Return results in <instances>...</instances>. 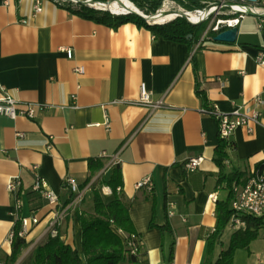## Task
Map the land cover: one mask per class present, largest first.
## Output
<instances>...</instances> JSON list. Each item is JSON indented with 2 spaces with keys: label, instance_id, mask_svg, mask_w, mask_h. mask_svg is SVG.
<instances>
[{
  "label": "crops",
  "instance_id": "crops-1",
  "mask_svg": "<svg viewBox=\"0 0 264 264\" xmlns=\"http://www.w3.org/2000/svg\"><path fill=\"white\" fill-rule=\"evenodd\" d=\"M34 2L0 0V82L21 107L32 103L35 109L34 118L0 115V264L9 261L10 235L21 217L39 222L25 235L29 246L15 264H33L57 213L64 214L56 226L59 235L79 246L76 213L94 212L93 189L111 178L115 164L121 165L122 196L142 240L140 262L120 264H164L159 226L167 223L175 239L169 264H204L217 222L216 201L225 191L215 162L218 122L203 111L196 94L194 60L210 108L249 113L264 88V65L256 61L264 49V17L247 14L234 43L206 39L198 45L201 36L190 50L132 22L112 27L82 17L56 0H43L42 11L34 14ZM258 7L264 10V0ZM142 83L162 106L139 102ZM107 117L110 127L102 124ZM229 141L226 172L250 174L264 160V107L252 133L238 127ZM195 156H203V163L186 169L184 163ZM90 157L105 166L83 186ZM69 177L85 197L64 206ZM145 177L153 187L137 188ZM38 178L58 193L57 206L33 189ZM12 179L20 181L16 193L8 187ZM154 205L157 226L151 227ZM233 231L227 228L224 248ZM234 264H264L263 232L250 249H236Z\"/></svg>",
  "mask_w": 264,
  "mask_h": 264
},
{
  "label": "trees",
  "instance_id": "trees-1",
  "mask_svg": "<svg viewBox=\"0 0 264 264\" xmlns=\"http://www.w3.org/2000/svg\"><path fill=\"white\" fill-rule=\"evenodd\" d=\"M107 1V0H96ZM146 14H155L164 0H131ZM182 6L194 9L203 5L195 0H181ZM74 13L82 17L104 23L112 27H118L125 23H135L138 26L146 27L155 35L165 39L187 44L190 50L203 35L206 23L191 25L184 17L178 16L165 23L148 22L144 17L135 14H116L110 9H98L83 3L64 1L60 3ZM213 37L214 32L210 33ZM194 60V58H193ZM194 71L196 74V94L201 99L205 108L209 109L206 89L202 87L197 64L194 60ZM233 144L219 135V143L215 150V162L220 170L218 183L224 189L225 195L216 201L217 222L214 231L208 237V246L204 264H234V253L238 248L250 249V243L255 240L261 232L264 235V216L257 217L251 214H244L246 226L233 231L230 244L224 248L223 237L228 228L229 221L233 214L231 200L234 197L233 183L247 178V173L239 169L226 172L225 161L231 157ZM89 174L83 183L88 184L92 178L104 168L105 162L99 158L90 157L88 161ZM256 170H264V160L258 162ZM103 185H109L112 195L107 196L102 191ZM65 187L67 184L65 183ZM123 175L120 164L112 167L111 178L108 181L102 179L100 187L93 189L94 212L77 211L76 217L80 224V245L68 243L61 236L49 235L37 247L34 254L33 264H120L124 260L130 263L140 262V255L129 253L127 241L119 233V230L129 235L139 237L129 214L128 204L122 196ZM69 189V188H68ZM69 197L64 201L66 206L75 199L74 193L69 189ZM34 192L30 191V201L33 204ZM155 205L150 222L155 227L156 222ZM162 232V251H164L165 263L169 264L174 260L175 239L172 238L173 231L167 223L159 226ZM15 235L12 241V253L9 261L5 264H15L23 250L29 246L25 237L19 235L21 222L15 225ZM171 238V240H169ZM141 239V238H140ZM169 240V244L165 242Z\"/></svg>",
  "mask_w": 264,
  "mask_h": 264
},
{
  "label": "built area",
  "instance_id": "built-area-1",
  "mask_svg": "<svg viewBox=\"0 0 264 264\" xmlns=\"http://www.w3.org/2000/svg\"><path fill=\"white\" fill-rule=\"evenodd\" d=\"M59 3L64 1L75 2L77 0H56ZM89 3V0H81ZM114 1L112 0L109 4L105 3H89L96 7H109ZM131 1V0H130ZM181 0H164L163 4L157 10L155 14H146L144 11L137 8L134 9L140 12L143 17L148 22L159 23L155 20V16L163 15L165 13L176 11L177 16L186 18V20L191 25H198L201 23H206V29L202 35L201 40L198 45L205 43L207 40H213L214 37L210 34L214 32L215 34L227 30L232 27H238L241 20L249 14V12L254 13H264L258 4L263 0H195L201 3L202 7H197L194 9H189L182 6ZM187 1V0H184ZM134 3V2H133ZM135 4V3H134ZM136 5V4H135ZM43 9V0H35L33 5L34 14L41 12ZM111 11L116 14H127L126 12L114 11L110 7ZM197 16L196 20H192L191 16ZM171 19V20H173ZM167 20V21H171ZM167 21L161 22L165 23ZM68 57H72L73 51L71 49L67 50ZM256 61L259 65H264V49H260ZM83 72V68L79 67L77 69ZM75 97V96H74ZM139 102L151 105L153 108H157L163 105L162 100L153 101L152 92L147 88L145 83L141 84ZM253 108L249 113H245L240 109L234 110L231 114L220 113L214 106L209 109H204V112L212 114L218 122V132L219 135L228 140L230 139L233 132L238 127H246L249 132H253L254 125L261 122L262 108L264 107V88L261 93L252 99ZM0 115H6L11 119H16L18 116H26L28 118L35 117L34 105L28 103L26 107H21L19 101L14 98L8 90L0 82ZM101 123H97L100 125ZM105 126L110 127V120L107 117L104 123ZM203 156L190 157L185 163V167L188 170H194L198 168L203 163ZM67 187L75 194L74 202L81 201L84 196V191L80 189L78 183L72 177L66 180ZM20 186V181L18 179H12L8 187L14 193L18 192ZM137 188L147 186L149 189L153 187V181L151 177H145L138 181L136 184ZM234 197L231 200V209H233V214L228 224V228L236 230L246 226V220L242 218L244 214H251L257 217L264 216V170L259 171L253 169L246 179L239 182H234L233 185ZM33 189L39 191L41 195L47 199L48 203L57 206L59 204L60 197L58 193L54 192L49 186L45 179H36ZM103 192L106 195L112 194V189L109 186H103ZM217 199V196H214ZM18 206L21 204L19 198L16 199ZM61 213L55 215V219L50 223V235H58L57 224L59 223ZM21 230L19 235L25 237V235L30 231L32 224L38 223L37 217H21ZM119 233L127 241V246L130 254L140 255L142 251V240L135 235H127L126 233L119 230ZM15 235V230L12 231L10 237L13 240Z\"/></svg>",
  "mask_w": 264,
  "mask_h": 264
},
{
  "label": "water",
  "instance_id": "water-1",
  "mask_svg": "<svg viewBox=\"0 0 264 264\" xmlns=\"http://www.w3.org/2000/svg\"><path fill=\"white\" fill-rule=\"evenodd\" d=\"M112 0H107V1H96V0H89V3H105V4H109ZM252 1H255V0H252ZM76 3H83V4H86V5H89V6H92L94 7L93 5H90L88 2H85V1H81V0H77L75 1ZM98 9H110V7H96ZM111 10V9H110ZM129 13H135V14H138L140 16L143 17V15L134 10V9H129ZM250 15H255V16H260V17H264V13H254V12H249ZM186 19V18H185ZM237 34H238V27H232V28H229L227 30H224V31H221L219 33H217L215 36H214V39L216 41H220V42H228V43H234L236 40H237Z\"/></svg>",
  "mask_w": 264,
  "mask_h": 264
},
{
  "label": "bare ground",
  "instance_id": "bare-ground-1",
  "mask_svg": "<svg viewBox=\"0 0 264 264\" xmlns=\"http://www.w3.org/2000/svg\"><path fill=\"white\" fill-rule=\"evenodd\" d=\"M108 7V6H107ZM109 7H111L114 11H119V12H126L128 11L129 8H137V6L130 0H116L114 1ZM175 16H177L176 11H171L168 13H165L163 15H157L155 16V20L159 23L171 20ZM192 20H196L197 16L193 15L191 16Z\"/></svg>",
  "mask_w": 264,
  "mask_h": 264
},
{
  "label": "rangeland",
  "instance_id": "rangeland-1",
  "mask_svg": "<svg viewBox=\"0 0 264 264\" xmlns=\"http://www.w3.org/2000/svg\"><path fill=\"white\" fill-rule=\"evenodd\" d=\"M163 2H164V1H163ZM163 2H162V4H163ZM162 4H161V5H162ZM248 175H249V174H248ZM248 175H247V177H248ZM95 187H98V185H96ZM102 191H103V189H102ZM103 193H104V192H103ZM104 194H105V193H104ZM105 195H106V194H105ZM84 197H85V194H84L83 198H84ZM77 202H79V201H77ZM81 202H82V201H81ZM79 203H80V202H79ZM77 204H78V203H77ZM86 206H87V207L89 206L88 203H87ZM63 216H64V214L62 213V214L60 215V217H61L60 220L63 218Z\"/></svg>",
  "mask_w": 264,
  "mask_h": 264
}]
</instances>
